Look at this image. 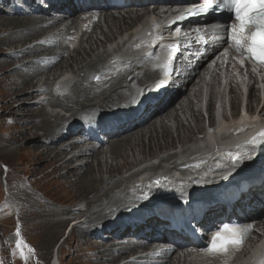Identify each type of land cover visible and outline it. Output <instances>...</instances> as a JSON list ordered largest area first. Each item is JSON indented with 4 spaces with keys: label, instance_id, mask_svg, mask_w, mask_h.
I'll return each mask as SVG.
<instances>
[{
    "label": "bare ground",
    "instance_id": "6f19581e",
    "mask_svg": "<svg viewBox=\"0 0 264 264\" xmlns=\"http://www.w3.org/2000/svg\"><path fill=\"white\" fill-rule=\"evenodd\" d=\"M200 1H207V0H200ZM147 7L148 6H146L144 2H140L138 4V6H136V7L129 6L126 9L118 10L116 13H112V11L104 13V15H106V17L108 18L107 22L110 23L109 29L110 30L114 29L115 34H118L119 32L122 31L123 27H127L125 29L130 28L131 25L135 24L139 19H141L143 17L144 11L146 10ZM7 10H14V12H10L9 16H7L3 22L4 26H8V25L11 26V30L10 31L9 30H2L0 32V35L3 34L4 36H7L8 38H9V36H11V34H13V35L18 34L19 37H22L24 33L29 31V27L36 20H40V23L45 22V21H43L45 16L41 12L40 13L30 12L29 14H26L29 12L28 9H27V11H22L21 9H17L16 7H11V6H9L7 8ZM86 18H88V16H82L81 14H72L68 26H73L77 30L79 23L82 20H85ZM50 20L51 19L48 17V21H50ZM47 23L50 24L49 27L56 25L53 21H50ZM20 27H24V30L23 31L20 30ZM16 30H17V32H16ZM91 34L92 33H88L87 35H85L84 33H82L81 38L89 39V35H91ZM59 35L61 36V39L59 41V45H63V48H64L65 35H64V33L59 34ZM112 36H113V34H112ZM15 39H16L15 37H13L12 39L10 38L9 42H14ZM3 43H6V41H4ZM48 47L50 48L53 46H51L49 44ZM48 47H46L44 50H48ZM31 48L32 49H27L26 51H24L22 53H15V54H25V52H27V53L42 52V48L40 46H36V47L34 46ZM53 49H54V47H53ZM102 54H104V53H102ZM60 55L62 57H60L57 61L51 62L49 65V68L47 69L48 72L41 75V78H42V76H46L47 74L48 75L51 74V76L56 75V70L61 71V69H62L61 67L63 66V63H66V64L68 63V67H70L73 63L77 62L76 57L77 58L80 57V59L83 61L79 65H82L84 62H86L88 60V59L84 60V56L88 55L87 52H85V51L81 52L79 48L73 49L72 55L68 57V60H61V58H63L64 54L62 53ZM74 55H76V56L74 57ZM100 55L101 54L99 53V56ZM52 56L53 55H52L50 50L48 52L44 51L43 54L36 56L37 58L36 59L34 58L33 61L38 60L37 62H39V61L43 62L46 60L47 61L52 60ZM11 57H13V56H11ZM33 61L30 64H35V63H33ZM60 61H62V62H60ZM93 61H94V59H93ZM91 62H92V60H91ZM91 62L86 63L84 66H78L77 65L76 75L78 77H81L82 81L79 83V81L77 80V84L74 87L75 88L74 91H71L72 94H70L69 97L65 100V101H68L70 98L71 99L70 102L68 101L69 103L68 102L63 103V105H64L63 109H66L67 112H72L73 109L74 110L76 109L78 112L88 113L90 110L93 109V107H100L102 105V103H104L105 101H110V100H113L115 98H116L115 104L122 101L123 93H125L126 90L119 85V80L122 78L127 79L129 77L128 72L124 71V72L120 73L118 71L112 70L110 72H101V74H99V70H97V69L94 71H89L91 68V67H89V64ZM96 62H98V61H96ZM128 62L130 64L129 65V70H130L133 68L134 58L133 57L128 58ZM98 63H96V64H98ZM57 64L59 66L56 69L51 71L50 69L52 67H55V65H57ZM93 66H94V64H93ZM20 67H26V65L22 64ZM58 68H60V69H58ZM89 72H91V73H89ZM88 73H89V75H87ZM94 75H97V76H94ZM46 81H47V83L49 82V80H46ZM73 83H74V81L71 82L72 85H73ZM29 84H30V81L28 82V85ZM24 85H26V84H24ZM197 87H198L197 83L192 84V86H191V91H192L194 96H196L198 93ZM39 93H40L39 90H36L34 92L35 95H37ZM54 93L58 94V92L56 90H54ZM107 93H109L108 96L106 95ZM218 94L219 93H217V92H214V94H213L214 98L216 99L214 105L219 104L221 109L225 108L227 101L225 99H221V101L218 100ZM21 97H23V96L16 97V100H20V99L23 100ZM28 97L29 96L26 95V98H28ZM180 97H183L186 99V101H187L186 108H191V110L193 112L192 121H190L189 118L187 117V115H185L186 110L180 104H178V106H179L178 108L176 106H173L172 104L168 105L167 107H163V108L157 110L152 115V117L150 118V120H149V122L145 128H141L139 130L133 129L128 134L120 135L116 140H111L112 138H110L106 141V143L103 147L105 149H107L108 152L110 151L109 153H111L112 156L116 157V159L119 157L123 161L119 165H116L114 167H112L113 166L112 165V166L108 167V166H103L102 164H99V163H101V160H100L98 163V165H99L98 166V173L100 175L99 181H97L96 179L93 178L94 177V175H93L94 169H93L92 165L95 162H93L92 159L89 161V163L84 162L79 167H75V168L70 169L67 172V174L63 177V179L66 180L69 185H75V183H73V181L71 180L72 178L78 179V181L76 183L78 185H76V186H77V189L80 188V195H82L84 199H88V198L91 199L92 196H95L93 194H96L95 191H91V189L89 187H87L88 185L85 186L87 181H89V179H88L89 175L91 177L93 176L92 180L98 184L97 186H99L100 191L103 188V183H106V182L109 184L112 183L111 189L113 188V191L112 190H103L102 193H99V195H96V197L94 198V202L97 205H99L100 209L101 208L103 209L106 207L112 208L110 210L108 209L109 211L108 212L106 211L107 213H104L102 215H101V213L98 212L97 218L98 219H104L106 221V223H108V224L113 223L115 226V231H113L111 233H118V237L117 238H111L110 242H103L101 237L98 235H93L90 237V239H82L81 240L83 242V244H85L84 242H86V246H89L91 244V247H89V248L93 251V253L99 255L101 257V261L105 262L106 264H115L119 255L124 254L125 251L127 250L125 245L131 243V241H127V243L123 244V245H119L120 243H118V240L120 239V237H122L121 239H125L126 237L123 236V234H120L118 232V230L124 226V223L122 220H120L118 218L117 214L120 213V207L119 206L122 204V202L130 199L128 201V203H129L132 200V197H135V196L130 194L131 193L130 187L127 190H125L124 193H122L121 191H118V190H117V192H114V189L120 183L123 182L124 178L119 177L118 180L116 179V183H114L115 177H113V175L119 174L120 172H121V174H119L120 176L123 173L124 174H127V172L130 173L132 171H135V168L137 166L133 165V162H129L127 160L128 157L123 158L122 154H124V153L122 151L121 152L122 154H121L120 150H123V147H125V146H127L131 152L134 149L139 148L141 145H143V139L142 138L146 134H149L150 146L155 145L153 143V142H155L154 141L155 139L160 140L161 142L164 141V143L161 144V146L157 147L158 151L161 150L159 156H161L162 153L168 152L169 150H172V149L175 150L176 149V147H174L175 139L178 141H181L179 144H182L183 138L186 137L182 133L183 132L184 133H186V132L187 133H193L194 129L198 126V123L200 121V115L198 113L197 108L193 104V102L189 99V97L186 96L185 91L180 94ZM197 98L195 100V104L198 106ZM95 99H97V100L94 101ZM234 99H235V97L233 98V101H232L233 105H235ZM239 99L244 100L245 97H242ZM251 100L252 99H250L247 102L248 111L255 113L257 111V109L249 107V106H253ZM58 101H60V100H58ZM78 102H79V104H78ZM202 102L203 103L207 102L206 96L204 98H202ZM24 105H21V106H22V109L24 110V113H26V119L30 120V122L34 124V127L35 126L38 127L39 128V129L37 128L38 130L44 131V134L46 137H50L53 133H54V135H59L57 132H58V129L61 127H63L62 130L66 129V127L68 128L65 135L60 134L61 137L60 138L57 137L54 140L48 139L47 140L48 142L42 143L43 145L40 144L38 146V144L40 143V142H38L39 137L34 138L33 140L29 141V143H27L30 146L31 145L34 146L36 148V151L40 148V151H38L36 153L37 158L39 160H42V162H45L46 158L48 156L52 155L53 158L51 159V161H54V160L62 161L61 158L63 157V155L65 153L73 150L75 148L74 147L75 145L81 143L82 135L79 132L80 128H75L74 126H72L76 122L72 121V123H71L70 121L65 120L63 118L56 117L54 119V118H49L45 115H40L39 117H36L33 114H31V111H32V109L37 108V105L36 104L35 105L29 104L32 107H27ZM95 105H98V106H95ZM76 110H75V113H74L72 118H74V116L78 115ZM82 110H83V112H82ZM231 114L232 113H228V115H231ZM172 117H173L172 121H177L180 123V125L176 131V133H177L176 137L172 135V133L170 132V129H169L168 118H172ZM53 119L55 120L54 123L50 124V122H52ZM47 122H49V123H47ZM192 122H193V124H191ZM233 122H235V121H232L231 124L235 125ZM259 124H260V122L256 123L255 125H259ZM251 125H253V124H251ZM34 127H31V128L34 129ZM159 130H161V131L159 132ZM24 131H25V133L29 134L28 130H24ZM72 138H78V141L76 143H70L69 140ZM134 139H136V140H134ZM258 139H253L250 143H245V145H247V146L252 145ZM59 145L61 147L57 148V146L59 147ZM209 145L211 146L212 144H209ZM185 147H188V146L185 145ZM109 148H110V150H109ZM98 149L92 150V152H91L92 158H95L96 156H98ZM158 151L149 153V155L148 154L146 155L145 151L142 152L140 150L139 152L143 157H146V156H153ZM176 151H177V149H176ZM108 152L106 153V157L108 155ZM80 153L82 154V151H80ZM172 153H169L167 155V159H172V158L176 157V156H173ZM247 153H248V150H244V156H246ZM191 156H189V157H191ZM234 160L236 163L242 162L241 159H238L235 157H234ZM196 161L197 160H188L187 162H191L193 165ZM66 164H67V162H64L59 167L66 165ZM196 164H197V162H196ZM154 171H156V170L155 169H153V170H148V169L140 170L139 169L137 172L130 174L127 177V180L132 182V183H127V184L133 185V186L151 185L152 181H148V180L151 179L150 176H153V177H156L159 181L165 182L166 186L169 187V186L173 185L174 180H179V178H180V172H176L175 170L169 171L168 173H163L162 171H158L156 174L152 175V173ZM246 171L247 170L243 167L239 168V170H238L239 174H242L244 176L247 174V172H250V170L247 172ZM103 175H107L108 179L104 180ZM99 189H98V191H99ZM109 195H112V196L110 197ZM103 198L105 200L102 201ZM135 199L146 200L147 198L141 197V198H135ZM243 201H247V200H243ZM236 204H237V201H235L234 205H236ZM123 206H125V205H122L121 207L123 208ZM105 210H107V209H105ZM49 212H51V211H49ZM60 213H61L60 215L65 216L66 220H68V216L72 214L71 211H62ZM48 214H50V213H48ZM44 215H45L44 210L38 213V216H40V217H43ZM76 220L79 221L80 218H77ZM51 224H52L53 229H54V233H52V235L55 236L58 233V230L63 227V225L65 224V221L61 220L60 222H53ZM76 227L81 228L80 226H76ZM79 231H81L80 233H82L83 231H86V230L85 229H79ZM250 237H251V235L248 236V241H249ZM46 241H50V239H47ZM166 244H168V243H166ZM119 246H121V247H119ZM174 248L177 250H181L182 253H184L186 255L189 254V252L180 245H174ZM242 254H244V251L242 252ZM234 257H235V255L232 258H234ZM250 257H255V256H250ZM250 257H248L247 260L244 257L241 264H247L248 262L254 263V261L258 258V257H255V259L250 262V261H248ZM162 259L165 260L164 264H176V263H178V257L177 256L167 257L166 254H163ZM234 262H235V260H232V264Z\"/></svg>",
    "mask_w": 264,
    "mask_h": 264
},
{
    "label": "rangeland",
    "instance_id": "374dc122",
    "mask_svg": "<svg viewBox=\"0 0 264 264\" xmlns=\"http://www.w3.org/2000/svg\"><path fill=\"white\" fill-rule=\"evenodd\" d=\"M19 2H20L19 0H0V32L2 30H9V31L11 30V26L9 25L4 26L3 24L5 18L9 16L10 12H14V10H7V8L11 6V7H16L17 9H19L17 7L19 5ZM29 9L33 13H38V10L40 8H38V6L31 5L29 6ZM2 13L4 14L2 15ZM36 27H37V24L35 23L34 28L37 29ZM20 30L23 31L24 27H20ZM110 31H114L115 33L114 29ZM102 34H103L102 36L103 39H105L106 38L105 34L104 33ZM36 36L33 38L29 37L24 42H20L18 45L15 46L14 49L19 50L25 45H30L35 40ZM13 37H15L13 34H11L9 38L7 36H4L3 34L0 35V107L2 108L4 107V109L7 112L13 115L17 123L15 127L11 128L9 126H5V123L0 120V230L3 233V236L0 237V264H3V263L6 264V260L8 259V254H10L13 258L11 264H14L15 257L13 254V249L11 246H7L6 242L10 240V234H13L15 228L17 227L16 221L19 222V225H18L19 229L25 234V237L27 241L29 242L31 248H25L23 261L21 263L18 261H15V264H40V263L43 264L44 262L48 264L50 260L49 257L55 250L57 241L61 237H63V235L66 233V231L71 226L69 218L68 220H66L64 215H60L61 214L60 212L67 211L66 209H69L68 204L70 203V200L72 201L74 199H84V198L82 195H80V188L77 189V186H76L78 185L76 184L78 181L77 178L71 179L73 183H75V185H69L67 181L63 179V177L58 178V176H55V175L51 176V174L46 173L47 172L46 165H49L48 164L49 162L47 161L46 162L47 164H43L45 162H42V160L37 159L36 153L40 151V148L36 151V148L34 146L32 145L30 146L29 144H27L29 143V141L33 140L34 138L39 137V141H38L40 142L38 144L39 146L42 143L48 142L47 141L48 139L51 140L53 138L52 135L54 133L50 137H46L44 134V131L38 130L39 128L36 126L34 127V124L31 123L30 120L26 119V113H24V110L22 109V106H21L24 104H21L18 107L17 109V111H19L18 113L17 111H15V108L11 105V103H13L12 100L17 95L23 96L21 97L23 100L21 99L17 100L18 102H22L25 99H27L24 93L26 92V90L30 89L31 85L29 84L27 86L28 82L30 81L31 83V81L37 78V76L35 75L45 72V71H39L38 69L33 70L31 67H27L26 69L25 67L15 68L19 66V64L22 65L23 62H26V63L29 62L32 59L30 57V53H27V52H25V54H15L14 53L15 55L13 54L10 56H3V55H6V53L11 52V46H9L10 45L9 39L10 38L12 39ZM4 41H6V43H3ZM53 44H55V41H53ZM44 51L48 52L49 48L48 50H44ZM53 52L55 56H59L61 53H64L65 51H62L60 48L57 47L53 49ZM36 53L37 52H34L33 54H36ZM36 58L37 57H35V59ZM93 59L95 61L97 58L95 56H93V58L91 57L92 62H93ZM37 61L38 60H35L33 61V63H37ZM88 62H91L90 59H88L82 65L76 64V67L77 65L84 66ZM92 62L89 64V67H91L89 71L96 70V66L98 65V64H94L93 66ZM63 65L65 66H62L61 67L62 69H65V67H68V63L67 64L63 63ZM39 66H40V63H39ZM58 66L59 65L57 64L55 65V67H52L50 70L56 69ZM10 67L15 68L13 70V73H8ZM62 73L63 72L58 73V75H61ZM89 73L87 75H89ZM99 74H101L100 71H99ZM49 76H51V74H49ZM94 76H97V75H94ZM20 96H17V97H20ZM70 100L71 99L69 98L68 101L70 102ZM96 100L97 99H95L94 101ZM17 101L14 100V103H17ZM68 101H64V102H68ZM28 102H30V100H27L25 103H28ZM24 106L32 107L29 104L28 105L25 104ZM95 106H98V105H95ZM249 107L254 108L253 106H249ZM40 113H41L40 108H34L31 111V114H33L34 116H39ZM77 113L80 114L81 112L77 111ZM83 113H85L86 115H93V113L99 114V108L93 107V109L90 110L88 113L86 112H83ZM54 119L52 122H50V124L54 123L55 121ZM72 121L74 122L78 121L76 116L73 118ZM72 121L70 122L72 123ZM31 127H34V129ZM24 130H28L29 134L25 133ZM59 130L60 128L58 129V131ZM82 132L83 134H85V130L82 129ZM182 134L187 137V132L186 133L183 132ZM55 137L60 138L61 135H56ZM154 141L155 142L153 143L155 145L150 146V143H149L148 151L147 152L145 151L146 155L147 154L149 155V153L158 151L157 147L161 146V144L164 143V141L161 142L160 140H157V139H155ZM21 144L23 145L19 147ZM93 144L96 147L99 146L98 156L95 157L96 159L92 157L88 158L89 153H86V157L83 159V162L87 160L89 163V161L92 159V161L95 162L92 165L94 169L93 175L95 178L96 176H99L100 178V175L98 173V166H99L98 163L100 160H101V163L99 164H102L103 166H108V167L113 165L112 167H114L116 165H119L118 164L119 160H122V159H119V157L116 159V157L112 156L111 153H109L110 151L108 152V150L105 149L103 146H100L96 143H93ZM60 147H61L60 145L59 147L57 146V148H60ZM140 150L144 152L143 147L139 149V151ZM107 152L111 159L108 163H106L107 161L104 163L103 158L106 156ZM125 157L127 156H123V158ZM129 158H130V161L128 160V158L127 160L129 162H132L131 161L132 155H129ZM54 161H57V160H54ZM196 162L193 164L194 166H197L199 164L198 160ZM35 165L36 167H34ZM3 167L7 168L6 172H4ZM8 171L10 172L8 173ZM24 174L25 175L28 174L27 175L28 178ZM115 175H113V177H115ZM104 176L106 178H104ZM90 177L91 176L89 175L88 176L89 181H87L85 186L88 185L87 187H89L91 191H95L96 194H93V195L95 196L99 195V193H102V190L100 191L99 186H97L98 184L92 180V177L91 178ZM119 177L123 178L122 175L121 176L117 175V177L115 178L118 180ZM103 179L107 180L108 176L103 175ZM97 181L99 180L97 179ZM148 181H151V179ZM110 190L113 191V188L112 189L110 188ZM114 192H117V190L114 189ZM129 200L123 201L119 207L127 204ZM108 209L110 210L112 208H107V207L103 209L99 208L100 211L102 210L101 212L99 211V213H101V215L104 213H107L109 211ZM43 210H44L45 215L43 217L38 216V213ZM61 220L65 221L66 224L65 226L63 225L64 228L63 227H62L63 229L61 228L62 231L56 236L54 243L51 245V243L53 242V238H54V236L52 235V233H54V229L51 223L60 222ZM61 229H59L58 232ZM76 229L79 230L80 228L76 227ZM76 229L72 231L73 237H76V236L79 237V233ZM33 231H38L39 235H36V233H34ZM92 231L95 234L97 233L96 230L92 229ZM85 232L86 231H83L82 233H85ZM12 238L15 239L14 236ZM47 239H50V241H46ZM84 243H85L84 245H86V242ZM50 245L51 247L47 250L45 255L38 250V248H40L41 250L45 251ZM84 245L79 246L80 248L76 247L74 250L69 251L70 256H67V261L69 264H71V262L73 261L75 264H85L86 259L90 258L91 250L85 247ZM88 247H91V244ZM60 249L61 247H59L58 250ZM35 258L38 259L37 262H35ZM92 264H101V263L99 261V263H92Z\"/></svg>",
    "mask_w": 264,
    "mask_h": 264
}]
</instances>
